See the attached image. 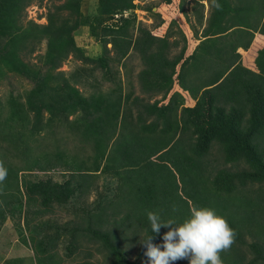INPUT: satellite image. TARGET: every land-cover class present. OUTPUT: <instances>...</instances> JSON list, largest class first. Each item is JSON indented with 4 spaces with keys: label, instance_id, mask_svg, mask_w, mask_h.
I'll use <instances>...</instances> for the list:
<instances>
[{
    "label": "trees",
    "instance_id": "obj_1",
    "mask_svg": "<svg viewBox=\"0 0 264 264\" xmlns=\"http://www.w3.org/2000/svg\"><path fill=\"white\" fill-rule=\"evenodd\" d=\"M51 1L46 23H39L24 21L27 7L36 0H0V80L17 73L32 82L24 93L10 94L5 100L0 97V163L8 172L0 182V232L7 219L24 216L30 237L22 241L33 251L32 257L9 260L1 252L0 264H59L55 250L61 238L68 239V256L76 257L84 239L100 240L97 251L110 248V254L104 253L110 264H137L130 260L125 244L131 249L139 247L138 255L143 256L142 239L152 235L153 243H158L162 231L152 233L147 213L168 214L162 199H157L169 190L177 218L183 216L182 203L190 210L192 206L214 209L234 230L237 245H247L254 253L246 261L245 253L238 252V260L228 258L226 264H264V49L254 60L256 70L243 64L239 51L251 47L264 17V0H207V17L203 3L195 5L193 16L200 26L205 25V39L191 23L187 0H180V12L200 39L190 55L178 22L172 19L166 33L158 36L136 13L138 7L151 12L153 30L157 29L165 19L153 8L173 0L147 6L135 0H90L85 11L83 0ZM257 8L259 24L251 26L248 19ZM245 26L253 29L243 30ZM82 27L101 43L99 59L77 43L75 32ZM176 34L179 38L172 41ZM203 45L210 47V54L217 47L219 55L228 58L219 65L207 54V67L219 69L211 80H202L206 81L203 87L193 88L185 71L197 63ZM43 47V53H36ZM130 51L141 63L132 65L127 91V83L115 75L119 70L114 73L112 69ZM71 57L82 65L65 77L61 68ZM85 63L95 66L88 68ZM97 70L112 82L108 90L97 83ZM77 83L94 88L86 93ZM64 123L75 131L79 128L90 140L95 152L87 155L88 160H73L61 140L53 141ZM29 138L49 146L29 149ZM75 162L82 165L76 167ZM55 168H61L62 179L54 180ZM36 171L47 177H26ZM101 172L110 173L111 178L101 185L105 188L92 206L84 198L94 189L98 192ZM237 190L249 191L242 202L246 216H240L238 204L224 199ZM249 193H254L253 198ZM69 206L76 209L79 222L66 221L60 226L51 221V215ZM18 231L23 235L22 228ZM247 233L253 242H247ZM83 252L75 264H103L92 260L97 252L90 247Z\"/></svg>",
    "mask_w": 264,
    "mask_h": 264
},
{
    "label": "rangeland",
    "instance_id": "obj_2",
    "mask_svg": "<svg viewBox=\"0 0 264 264\" xmlns=\"http://www.w3.org/2000/svg\"><path fill=\"white\" fill-rule=\"evenodd\" d=\"M55 1V0H53ZM64 1V0H63ZM90 0H83L82 3V9L83 11H85L87 9L88 3ZM95 0H93L94 2ZM154 1H159V3L162 0H135L136 3H140L143 6H147V5H152ZM51 0H36V2H34L33 4H31L30 6L27 7L26 9V18H24L25 20H29V19H34L35 21L39 22V23H46V18L44 17L46 15L47 12V8L49 7V5H51ZM187 5H188V12L192 17V21L194 23V25L197 27V30L199 32V36H202V39L207 38L208 36L203 34L205 25H199L196 21V19L193 16V10L195 5L199 6L200 3H203L204 5V17H207L209 15L210 12V6L207 0H200V2H197V0H187ZM57 3V2H56ZM58 3H60V0H58ZM256 7V6H255ZM144 10V11H142ZM147 10L142 9L141 7L136 8V13L138 16V19H140L141 21H143L145 23V25H147V27H151L150 23L151 19H150V15L151 12H146ZM249 13V12H248ZM247 13V14H248ZM246 14V15H247ZM245 18H248L249 16H245L242 15ZM259 17H260V12H259V8L255 9L253 13H251L250 18L248 19V24H250L251 26H256L258 25V21H259ZM264 20V17L260 23L259 28L261 27V35L260 38L263 37V33H264V23L263 25L262 22ZM148 22V23H147ZM204 23H206V21H204ZM175 28H177V25L174 26ZM243 30H250L253 28H248L247 26L242 27ZM258 28V30H259ZM257 30V31H258ZM256 32V31H255ZM75 38L77 43L80 46H83L86 49V52L95 57L96 59H99L100 56L103 54V48L101 46V43H99L98 41H96L94 38H92L89 33H88V28H80L78 31L75 32ZM179 38V36H178ZM225 42H229L227 39L224 40ZM237 42V41H236ZM221 43L220 41L217 42L216 44ZM200 43H198L196 45V47H198ZM230 43H226V47H228ZM215 45V44H214ZM111 46V44H109V47ZM223 46V45H222ZM44 47L42 48V50L37 51L36 53H43L44 52ZM222 51V50H221ZM213 54H210V47H203L200 48V50L198 51V61L197 63L194 62L189 64L188 67L186 68L185 71V77L187 79V82L189 84L193 85V88L195 87H203L205 85V82L208 80H211L210 78L213 76H216V71L219 69H214L211 70L207 67L206 65V61H205V57L208 55L212 56V59H216L217 63L219 65H223L225 64L227 61H225L226 58H228V56L226 55L225 57H222L221 55H219V50L217 47H213L212 49ZM247 52L242 51V55H245ZM111 56L114 55V52L111 51L110 53ZM209 60V59H208ZM32 62L36 63V65L38 66H43V63L40 62L37 59L32 60ZM224 62V63H223ZM141 63V61L139 60V58H137L134 55L133 51H130L129 55L123 59L122 63H120V65H115L113 67V71L114 73H116V70H119L117 74H115L117 77L122 78L123 82L126 84V90L129 91L128 88V84H129V80H131L130 75V70L133 69V64H139ZM223 63V64H222ZM88 68H93L95 66V64H91V63H85ZM82 65V62L79 60H75L74 58H70L68 59L66 62H64L63 67L61 68L62 70H65V73L63 74L65 77H69L71 75V73L78 67ZM214 65V64H213ZM212 65V66H213ZM246 65V64H245ZM247 66V65H246ZM251 67L252 69L256 70V66L254 64L248 66ZM233 68V67H232ZM140 68H136V70L139 71ZM135 73H137L136 75H138L137 71H134ZM210 75V76H209ZM94 76L97 77L96 79L98 80V84L100 83L103 84L104 89L108 90L110 87H112V82L110 81H106L104 80L102 77L103 75L100 73V71H96L94 73ZM136 78V77H135ZM135 80V85H136V94L140 93V89H139V84L136 82ZM193 79V80H189V79ZM208 78V79H207ZM94 78H90V80H92ZM133 80V79H132ZM202 80H206L205 82ZM72 82V81H71ZM73 83V82H72ZM77 87H79L80 90H84L86 93L90 92L93 90V86H91L90 84H86V86L81 85L80 83L76 84ZM179 86V85H178ZM32 87V82L29 79H26L24 76H21L20 74L17 73H12L10 75H7V77H4L2 80H0V97H2L3 100L9 98L10 94H14L17 95L18 93H24L26 90H29ZM135 95V93H134ZM22 100H24V97L22 98ZM44 115L45 117H48V111H44ZM31 116L33 117V114H31ZM71 119L74 118V116L70 117ZM75 127H78V124H75ZM80 130L78 128L77 131H75V129L73 127L70 128V126L66 125V123H64L62 125V128H58V135L55 134L53 141L56 140H61V147L66 145L68 147V152L72 154V159L73 160H77L83 158V159H87V155H93L95 150L92 147L91 143L89 145L90 140L87 139L86 137L82 136L80 133ZM28 143V147L29 149H34V150H44L46 149L49 145H47L48 143H37L34 142L33 140H30V138L27 140ZM124 141V140H123ZM89 145V146H88ZM112 146L115 147V143L112 144ZM33 162V160H31ZM23 163V162H22ZM21 163V164H22ZM76 167H79L82 165L81 162H75L73 163ZM56 172H52L51 174L54 177V180H60L62 179V173H61V168H55ZM25 173V172H24ZM23 173V174H24ZM99 176H101L100 178H98V183L100 185L98 192L97 190H93L92 193L87 194V196L84 198L87 203H89L90 205L93 206L94 202L96 201V199L99 197V192H101L102 190H104L105 187L101 186L104 181L106 179H110L111 175L110 173H104L101 172L100 174H98ZM27 178H31V179H37L40 177H47V175L45 174V172L42 171H36L33 174H26ZM261 185H255V188H259ZM264 188V184H262V189ZM264 191V189H263ZM173 192L172 190H169L168 192H166L165 197H160L157 199V201L162 199V203H163V208L168 210V214L163 215V213L161 211H156V213L160 216L162 221H167L169 219H174L177 224L183 223L184 220L188 219L190 216V209L189 206L186 205L185 203L180 204L182 206V208L184 209L183 212V218H177V215L173 212V206L172 205V200L174 201V196L172 199H170L171 195L169 193ZM249 191H241V190H237L235 193H233L232 195H230L229 197H225L224 199L227 200V202H229L230 204H238V207L242 209V211L239 213L240 216L243 215H247V212L244 211L243 209V205L242 202H244V199H246L247 195ZM254 193H249V197L253 198ZM258 197V195L256 196ZM136 199V198H134ZM161 204V203H160ZM252 205V204H250ZM78 207V206H77ZM193 207V206H192ZM74 208V207H73ZM71 208V206H69L68 208L65 209H59L58 212L54 215H51V221L53 223H58L60 226L64 225V223H66V221H80V218L77 216V213L75 212V208L73 209ZM27 209V207H24V210ZM254 209V206H253ZM23 216V215H22ZM18 217V216H17ZM19 218V217H18ZM18 218H12L10 217L9 219L6 220L5 224L2 226L1 232H0V253L3 252L5 253V259H12L15 258V256H18L19 258H25V257H32L33 256V251L32 248L30 246H23V241L22 238H27L29 239L30 237V233L28 232L26 223H25V218L24 216L19 218L21 223L19 222ZM174 227V226H172ZM23 229V235H21L18 231V229ZM169 230V228H165V227H161V231H162V235L160 237V239L158 240V243H156L157 245H160L163 243L162 237L163 235ZM54 229L50 230V232H53ZM245 238L247 240L248 243H251L254 241V238L252 236H250L248 233L245 235ZM19 239V240H17ZM27 239V240H28ZM89 241V240H88ZM84 239V241L81 242V244L83 246L80 247L79 250H76V257L73 256V254L71 256H68V250L66 248L68 245V239L66 238H61L58 241L59 246H57V250L56 251V255L57 258L59 257V264H61L60 262L63 261L64 263L62 264H75L78 262L79 258L84 256V249L88 246L90 247V249H92L93 251L97 252V255H95L92 260L93 261H102L103 264H110L109 260L105 259L104 257V253L105 254H110L112 251L110 250V248L107 249H103L101 253H99L97 251V248L99 247V244L101 243V241H97V242H93V241H89ZM12 244V245H11ZM101 247V246H100ZM137 247V246H136ZM125 249L129 250V258L131 261H136L137 260V264H147V260L146 257L143 256H139V247L138 248H130L125 244ZM163 250V249H161ZM238 252H243L246 255V261H249L250 259H252L254 257V253L251 252V250L248 248L247 245H240L234 241L233 244L231 245V247L226 250V251H222L220 253V257L222 260V264H226L228 262H226V259L230 258L231 262H236L240 256V254H238ZM27 258V259H28ZM63 259V260H62ZM91 260V261H92ZM182 264H189V259H181V260H177L172 262V264H177L178 262H181Z\"/></svg>",
    "mask_w": 264,
    "mask_h": 264
},
{
    "label": "clouds",
    "instance_id": "obj_3",
    "mask_svg": "<svg viewBox=\"0 0 264 264\" xmlns=\"http://www.w3.org/2000/svg\"><path fill=\"white\" fill-rule=\"evenodd\" d=\"M215 7L220 9L221 6L215 4ZM7 174V169L0 163V182ZM147 218L152 233L159 234L161 227L169 228L160 245L153 243L152 235L141 240L147 264H172L181 259H189V264H222L220 253L234 242V230L211 208L192 207L189 218L180 224L174 219L162 221L154 212H148Z\"/></svg>",
    "mask_w": 264,
    "mask_h": 264
},
{
    "label": "crops",
    "instance_id": "obj_4",
    "mask_svg": "<svg viewBox=\"0 0 264 264\" xmlns=\"http://www.w3.org/2000/svg\"><path fill=\"white\" fill-rule=\"evenodd\" d=\"M179 4H180V0H173L172 3H170V4H160L159 7L153 8V11H160L163 15V18L165 19V23L163 24L162 27H159V28L153 30V25L155 23H154V20L152 18V15H150V19H151L150 23H148V22L147 23L151 24L150 28L152 29L153 33H155L158 36H163L164 33H166L172 19L175 20L176 22H178L180 27L182 28L183 32L185 33L187 39H188V48H187L186 54L190 55L195 50L196 45L200 42V39L195 38L194 32L192 31L190 24L187 22L183 13L180 12ZM142 11H144V10H142ZM146 12H148V11H146ZM191 23L194 24L192 19H191ZM263 23L264 22H262L261 25H263ZM173 28L176 29V31H177V28H175V27H173ZM260 29H261V27L259 28L258 31L255 32L253 42H252L249 50L246 51L247 53L245 55H242L241 61L243 62L244 65L246 64L247 66H250V65L254 64V60H255L256 56H258L259 51L264 49V33H263V37L260 38V35H261ZM199 37L202 39L201 35ZM175 38H178V34L172 36L171 40L173 41ZM239 51L242 54V51H245V50L240 48ZM182 92L186 96L185 91L183 90ZM186 104L191 105V101L187 98H186ZM111 144L112 143H110V145ZM23 246L25 247V244H23ZM15 258H18V256H15Z\"/></svg>",
    "mask_w": 264,
    "mask_h": 264
}]
</instances>
